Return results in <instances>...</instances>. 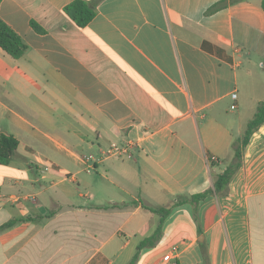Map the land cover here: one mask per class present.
Instances as JSON below:
<instances>
[{"label":"crops","instance_id":"1","mask_svg":"<svg viewBox=\"0 0 264 264\" xmlns=\"http://www.w3.org/2000/svg\"><path fill=\"white\" fill-rule=\"evenodd\" d=\"M71 1H0L27 44L19 58L0 48V133L18 140L0 164V264H128L158 223L142 204L211 188L264 101L253 62H264L262 0L211 13L221 0H101L82 28L63 11ZM240 68L261 95L242 97ZM112 142H131L132 156L102 157ZM21 146L45 162L38 191L15 160ZM88 154L99 158L91 169ZM228 186L195 216L174 205L135 264H264V120ZM52 188L47 210L39 200Z\"/></svg>","mask_w":264,"mask_h":264},{"label":"trees","instance_id":"2","mask_svg":"<svg viewBox=\"0 0 264 264\" xmlns=\"http://www.w3.org/2000/svg\"><path fill=\"white\" fill-rule=\"evenodd\" d=\"M1 1V0H0ZM101 0H72L63 7L65 14L75 22L79 27H85L97 12V5ZM235 1V0H232ZM227 4V0H221L207 10V13L214 12ZM264 9V0L261 2ZM31 26L40 31V27L34 22ZM0 48L13 58H19L27 49V44L21 36L15 32L7 23L0 18ZM264 120V101L258 103L252 119L247 123L242 139L233 143V158L213 180L211 188L192 195H183L177 197L176 201L170 206H150L142 204V207L158 215V223L153 233L142 239L136 247L128 264H135L139 251L142 247L154 245L161 236L162 220L169 214L174 205L181 203H190L193 206V214L196 215V205L199 200L203 199L209 193L217 195L225 194L228 191V185L234 173L242 163L243 148L246 145L250 135L261 125ZM18 146V140L11 134L0 133V164H8L13 158ZM11 222H8L10 224ZM201 264H208L207 257H203Z\"/></svg>","mask_w":264,"mask_h":264},{"label":"rangeland","instance_id":"3","mask_svg":"<svg viewBox=\"0 0 264 264\" xmlns=\"http://www.w3.org/2000/svg\"><path fill=\"white\" fill-rule=\"evenodd\" d=\"M260 61L261 60L259 58L253 61L254 67H255L254 69L255 70V80L254 81L255 82L260 81L264 83V62L261 63ZM238 72L240 74L239 75V88H240V94H242V97L246 100L249 92H256L255 94L261 95L262 90L259 87L255 86L251 82V80L248 79V76L244 74V70L240 68ZM253 111H256V108ZM84 153H87V151H85ZM15 160L17 163H21L22 165L24 164L28 168L27 174H26L27 186L31 188L33 191L40 190L41 183H40L39 175H40L41 170H43L45 162L41 160L40 157L36 155L30 149L23 150L22 146L18 149V153L15 156ZM29 161H32L34 165H38V166L30 167L31 163ZM68 184H69L68 185L69 188L72 190L78 186V184H76L75 182H72V183L69 182ZM56 189L57 188L46 190V192H44V195L42 196L43 200H39V202L43 206H45L47 210L48 209L50 210L52 207H54V205L50 202V198H55L54 195H55V192L57 191ZM72 200H74L76 203H81L83 198H79L75 196V197H72Z\"/></svg>","mask_w":264,"mask_h":264},{"label":"built area","instance_id":"4","mask_svg":"<svg viewBox=\"0 0 264 264\" xmlns=\"http://www.w3.org/2000/svg\"><path fill=\"white\" fill-rule=\"evenodd\" d=\"M232 99L236 98V92L231 93ZM231 109L235 108V104L232 103L230 105ZM132 148L133 144L131 142H125V143H115L112 142L110 143L107 148L101 151V156L102 157H107V156H125L130 158L132 156ZM81 161L84 162L87 165L88 169H91L94 167V162L99 161V158L95 157L93 154H88V155H83L80 157ZM214 159V157H212ZM165 260H171L172 256L168 253L164 256Z\"/></svg>","mask_w":264,"mask_h":264}]
</instances>
